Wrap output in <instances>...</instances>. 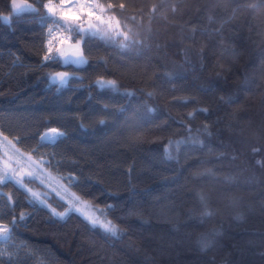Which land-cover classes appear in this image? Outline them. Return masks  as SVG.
Segmentation results:
<instances>
[{"label": "trees", "instance_id": "1", "mask_svg": "<svg viewBox=\"0 0 264 264\" xmlns=\"http://www.w3.org/2000/svg\"><path fill=\"white\" fill-rule=\"evenodd\" d=\"M16 2L37 11L0 0V133L118 232L56 217L68 205L54 193L24 180L44 207L8 180L0 264H264V0H93L105 23L71 20L82 65L43 59L60 53L49 0ZM49 129L64 135L41 145Z\"/></svg>", "mask_w": 264, "mask_h": 264}, {"label": "rangeland", "instance_id": "2", "mask_svg": "<svg viewBox=\"0 0 264 264\" xmlns=\"http://www.w3.org/2000/svg\"><path fill=\"white\" fill-rule=\"evenodd\" d=\"M91 2L93 3V0H59L54 3L59 6L58 14L65 13L70 18V22L71 20L84 22L87 18V15H83L82 11L87 12L88 10L87 5H90ZM82 5L85 7L81 11ZM95 15L98 14L95 13ZM95 15L92 16V19L95 18ZM110 21H112L113 25L116 28H119L116 19L114 20L113 18H110ZM58 32L59 34L53 35L52 38L53 40H57L56 49L59 48L60 53L63 54L62 57L64 58V57H73V56H83L84 60L87 63L86 57L84 55H81L80 46L69 42L70 32L65 31L63 28L59 29ZM59 73H66L68 75V80H69L70 75L67 72H59ZM56 74L57 73L53 74L52 76H55ZM99 81H110V80L100 79ZM45 133L51 136H55L58 133H62V132H60L57 129H49ZM5 166L7 167L9 174H12L13 170H15L16 177L22 180L23 183L24 180L27 178L36 180L38 183L44 186V188L47 191L54 193L60 200L65 202L68 205V207L73 203H75V206L78 209H80V212H83L86 216L95 215V212L92 210L90 204L83 203L80 200V198L69 189V187L63 182V180L60 177L52 174L46 168L44 161L42 159L36 158L31 154L23 152L16 146L14 141L10 140L9 138L5 137L0 133V174H2ZM5 181L8 180L0 181V183H3ZM25 186L26 188L25 187L22 188H24L31 196L33 193L36 194L37 202H39L40 200H44L45 203L47 204L46 201V198L48 196L47 193L35 191L30 187H28L27 185ZM80 212L77 213L80 214ZM82 217L85 218V216Z\"/></svg>", "mask_w": 264, "mask_h": 264}, {"label": "snow or ice", "instance_id": "3", "mask_svg": "<svg viewBox=\"0 0 264 264\" xmlns=\"http://www.w3.org/2000/svg\"><path fill=\"white\" fill-rule=\"evenodd\" d=\"M46 9L47 12L50 14V16L48 17L51 20V23L53 25H55V27H49L48 28V44H51V38L54 34L55 31H58L59 29L63 28L65 31L68 32H72L75 33L78 37L82 36L85 34L84 29H82V27L78 24H73L70 22V18L65 14V13H60L58 14V5H56L53 0H49L48 4L43 5ZM85 6H81V11ZM113 5L109 4L108 8H112ZM119 7L121 9L124 8L123 4H120ZM87 12H83V15H87L88 17H92L95 15L94 13V9H98L101 12H104V8L103 6L99 5V4H90L87 5ZM12 10L14 14H19L22 12H35L37 11L36 8H34L31 4H24V5H20L17 4L16 0H12ZM0 20H3L4 22H8L9 21V17L8 16H3L0 17ZM95 20L99 21L101 23H105V21L101 20V16L99 15H95ZM118 23V22H117ZM87 34L89 35H93V36H101V38H103L107 33L105 31H101V30H91L90 32H88ZM122 47H125L127 45H121ZM46 52H51V48L50 47H46L45 48ZM63 56L62 53H57L56 56H49V55H44L43 59L45 61L47 60H56L59 61L62 64H76V65H82L84 63H86V61L84 60L83 56H73V57H64L63 59H61V57ZM51 83L58 85L59 87H63L66 85L67 80H68V75L66 73H57L55 76L50 77ZM98 85L100 87H114L115 86V82L114 81H98L97 82ZM151 95V94H150ZM201 111H206V109H201ZM191 115V114H190ZM103 123V122H101ZM54 131V130H53ZM64 134L63 133H58L55 136H51L47 133H45L44 135L40 136V144L42 145L44 142H50V143H55V141L57 139H59L60 137H62ZM6 140V138H5ZM69 179H73L71 177H69ZM3 180H14L16 182V184L20 185L21 187H25L23 181L18 179L15 175V170H13L12 174H9L7 167L5 166L2 174H0V181ZM37 199V196L35 193L32 194V201H35ZM201 202H205V197L203 195H201L200 197ZM31 202V201H30ZM41 203L42 206L44 207H48V205L45 203L44 200H40L39 201ZM109 208L111 206H108ZM96 211L100 212V216H86L83 212H80V209H78L75 206V203H73L72 205H70L69 207L66 208V210L64 212H57L55 209H51V214L59 217L61 219H63L65 216H67L69 213H76V212H80V214L82 216H85L86 219H88V221L95 227V226H99L101 227L106 233H110L112 235H116L118 232V228L115 224H113L111 221L107 220V212L103 209H99L97 208ZM206 214H210V213H206ZM100 217H104V219L102 220ZM19 219L22 221L25 219V214L21 213L19 216ZM12 225L13 227H15L16 225V219L13 218L12 220ZM7 239H11V232L8 228L7 225H0V240H7ZM205 244V246H207L206 242H202ZM3 255H9L11 256L10 253H7L6 251H0V256Z\"/></svg>", "mask_w": 264, "mask_h": 264}, {"label": "built area", "instance_id": "4", "mask_svg": "<svg viewBox=\"0 0 264 264\" xmlns=\"http://www.w3.org/2000/svg\"><path fill=\"white\" fill-rule=\"evenodd\" d=\"M56 34H59V32L58 31H55L53 35H56ZM51 46H52V48H56V46H57V40H53L51 42Z\"/></svg>", "mask_w": 264, "mask_h": 264}, {"label": "bare ground", "instance_id": "5", "mask_svg": "<svg viewBox=\"0 0 264 264\" xmlns=\"http://www.w3.org/2000/svg\"><path fill=\"white\" fill-rule=\"evenodd\" d=\"M52 49V48H51Z\"/></svg>", "mask_w": 264, "mask_h": 264}, {"label": "crops", "instance_id": "6", "mask_svg": "<svg viewBox=\"0 0 264 264\" xmlns=\"http://www.w3.org/2000/svg\"><path fill=\"white\" fill-rule=\"evenodd\" d=\"M70 44V43H69Z\"/></svg>", "mask_w": 264, "mask_h": 264}]
</instances>
